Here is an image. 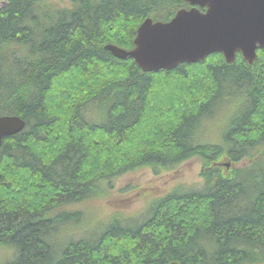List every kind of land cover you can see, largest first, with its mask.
Segmentation results:
<instances>
[{"label":"trees","instance_id":"1","mask_svg":"<svg viewBox=\"0 0 264 264\" xmlns=\"http://www.w3.org/2000/svg\"><path fill=\"white\" fill-rule=\"evenodd\" d=\"M182 7L0 0V115L25 122L0 147V264L264 263V48L251 65L214 52L144 72L105 47L131 49L145 18ZM236 105L224 145L201 140L213 113ZM193 157L200 186L152 200L141 218L81 226L83 202L112 177Z\"/></svg>","mask_w":264,"mask_h":264},{"label":"water","instance_id":"2","mask_svg":"<svg viewBox=\"0 0 264 264\" xmlns=\"http://www.w3.org/2000/svg\"><path fill=\"white\" fill-rule=\"evenodd\" d=\"M184 1L189 7L179 8L167 21L145 18L136 29L131 49L110 43L106 49L151 72L202 61L214 52H220L226 63L233 62L239 52L251 65L257 50L264 48V0ZM24 126L19 116L0 115V147L4 137Z\"/></svg>","mask_w":264,"mask_h":264},{"label":"rangeland","instance_id":"3","mask_svg":"<svg viewBox=\"0 0 264 264\" xmlns=\"http://www.w3.org/2000/svg\"><path fill=\"white\" fill-rule=\"evenodd\" d=\"M223 96L225 98L226 95ZM236 108L237 105L230 111L225 109L215 111L200 133L201 140L223 146V134ZM226 160L225 158L219 161L222 163ZM241 162L245 164L248 159L244 158ZM201 164L200 158L193 157L183 161L172 170L159 174L144 167L112 177L106 184L105 193L95 195L83 202L84 215L81 226L94 228L97 224L107 223L113 213H118L119 217L122 214L124 217H132L131 219L136 216L141 218L145 207L152 200L173 189L188 190L200 186L203 181L199 174ZM87 231V233L92 232L91 229ZM2 254L8 255L9 253L0 251V255Z\"/></svg>","mask_w":264,"mask_h":264}]
</instances>
